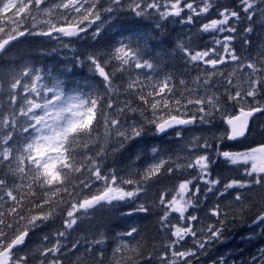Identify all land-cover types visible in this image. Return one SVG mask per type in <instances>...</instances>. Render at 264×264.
I'll list each match as a JSON object with an SVG mask.
<instances>
[{
  "label": "snow or ice",
  "instance_id": "obj_1",
  "mask_svg": "<svg viewBox=\"0 0 264 264\" xmlns=\"http://www.w3.org/2000/svg\"><path fill=\"white\" fill-rule=\"evenodd\" d=\"M212 12L216 17L208 19ZM121 16L133 17L135 24L149 20L153 31L172 19L195 25L205 17L198 32L209 34L212 46L194 47L188 35L177 40L175 51L197 73L177 84L175 74L161 67L162 57L148 52L147 31L128 29L125 35L121 30L119 39L103 51L73 48L74 63L86 64L93 74L87 92L72 89L51 69L0 63V264H29L37 256L38 264H64V256L81 246L80 239L68 240L80 223L98 214L131 217L154 208L166 243L146 251L140 241H122L109 257L100 247L107 235L101 224L92 240H83L93 264H199L211 245L224 239L228 223L257 206L248 203L247 193L264 190V138L243 151L224 150V142L247 140L256 118L264 117V43L255 56L241 55L235 47L239 40L247 51L252 46L249 35L257 27L264 29V0H238L234 6L220 0H0V59L25 36L55 39L64 49L77 40L96 41ZM241 24L246 26L239 28ZM229 64L231 71L222 70ZM121 89L125 96L134 95L135 102L121 100ZM217 121L225 126L219 135L184 140L191 126L214 128ZM169 132L183 142L179 153L162 155L153 147L146 166H116L132 144L150 133ZM141 159L137 153L135 160ZM221 160L238 176L227 181L214 176L213 166ZM165 174L177 183L158 190L156 199L142 201ZM209 194L221 199L228 194L232 204H214L209 213L216 224L198 230V217L188 210ZM56 219L61 227L41 237L36 253L23 250L32 232ZM248 219L264 230V204ZM116 235L135 239L139 229L131 226ZM189 238L192 246L185 248ZM75 264H86L83 256ZM211 264L228 262L221 256ZM251 264H264V248Z\"/></svg>",
  "mask_w": 264,
  "mask_h": 264
},
{
  "label": "trees",
  "instance_id": "obj_2",
  "mask_svg": "<svg viewBox=\"0 0 264 264\" xmlns=\"http://www.w3.org/2000/svg\"><path fill=\"white\" fill-rule=\"evenodd\" d=\"M238 0H235L234 3H236ZM132 19V18H131ZM121 23H124L127 25L123 26L126 27L123 29L125 31V35L128 34V29L130 28L129 23L133 20H130V16H121L120 17ZM175 19L169 20L164 24V26L156 31H153L152 27H150L148 24H135V29L133 31L138 32H145L147 31L150 35V39L148 41V52L151 55H159L162 57V65L161 67L164 69L165 72H171L175 74V77L178 80L183 78L185 80L189 79V76H195V72L192 70V66H185V61L183 60V54L181 53H174L175 55H178L179 58L172 57L168 53V55H165V52L168 47H170V44L174 40H177V36H185L182 35V32L177 31L181 24H178ZM172 29H175L173 31ZM117 29H109L106 31L101 37L98 38L96 41H90L89 44L83 43L84 46H86L85 50H105L109 48L112 44L115 43L117 39H119V36L116 35L115 31ZM180 32V34H178ZM91 40V39H90ZM89 41V39L87 40ZM194 46L197 47H203V40H193ZM264 40H261L260 43H263ZM258 45V43H256ZM252 45V48L250 51H253V53L256 55V49L259 46ZM52 49H56V51H52ZM66 49L61 48L59 44H55L54 41H51L48 37H32V36H25L19 39L18 41L14 42L12 47L10 48L7 55L0 59V63H5L6 61H15L19 64L24 65H32V66H41L45 70H53V73H58V76L61 73L68 72L67 75H60L63 78V81L70 85L72 89H82L84 92H87L89 88L94 83L91 79L92 75L87 74V69L79 68L74 61L68 62L66 58L62 57V54H64ZM64 65H67L68 68L66 69ZM70 69V71H68ZM60 72V73H59ZM146 73L150 76L152 73V76L155 74L150 70L146 71ZM98 82V81H96ZM117 84H120L121 81L118 79L116 81ZM122 96L125 97V99L128 98V96H125L123 94V91L121 92L120 99L122 100ZM218 123V122H217ZM216 123V125H217ZM262 126H264V117H257L252 125V132L250 135H252L251 140H241L239 142L237 141H229L225 142V148L224 150H239L244 149L247 145L251 144L253 141H260L262 138H264V131H262ZM104 129L101 126L100 132L103 133ZM162 136V135H161ZM150 139H153V141H159V144H161L162 148L167 149L169 147H175L176 140L174 139H167V137H156V136H150L144 138L143 140L139 141L138 143L132 144L127 152H124L121 156H119L116 159V166L119 168L121 166H124V168L129 167H135V168H142L149 164L152 153H151V147L150 145L153 142H150ZM150 142V143H149ZM137 153L142 154V159L140 161H136L135 157ZM109 165L111 166V161H109ZM189 173H185V175H188ZM238 172L235 168L226 165L225 163L218 162L217 165L213 166V175H219L222 178H224L225 181L230 178H235L238 176ZM177 183L176 177H170L167 174L162 175L159 178V181L152 185V187L148 190L146 197H141V200H154L156 199L158 195V190H162L163 188H172L173 185ZM203 190V189H202ZM211 196H213L211 194ZM248 196V203L251 204L254 202L256 198H264V190L261 189H252L249 190L247 193ZM224 199V198H223ZM232 198L229 200V203H232ZM264 201V200H263ZM228 203V204H229ZM258 203H256V207H253L250 212H248L243 219L239 220L237 219L234 225H236L237 222H251L250 219H248L249 216H251L253 213L259 210ZM196 212H200L204 210L203 204L200 202L196 207H194ZM231 208H225V210H230ZM158 212L159 210L154 208L150 213H136L133 214L131 217H121L119 214L115 215H109L104 214L103 216L97 215L95 219H89L79 224V226L75 229V231H72L71 234L68 237L69 241H74L76 239H80L82 241L81 246L79 248V251L74 252L72 254H66L64 256V264H75L76 258L78 256H83L84 261L86 264H93L92 258L89 257L85 253V248L83 245V240L86 238L87 240H92L94 238V234L97 231V226L103 224V228L100 230L105 232L106 238L105 243L101 245L107 256H111V249L114 248L116 243L119 241V238H117V233H122L127 231L131 226H135L139 229V235L133 238L125 237L127 241H132L133 243L135 241H140L141 244L145 246L146 251H151L153 247H159L162 243H166L165 240L167 238L165 233H161L158 228ZM209 222L205 223V227L207 226ZM201 224V216L198 217V221L195 222V227L199 230ZM203 226V227H204ZM237 226V225H236ZM61 227V221L60 219H56L47 225L43 226L41 229L36 230L30 234V238L27 241V246L24 251H27L29 253H36V250L42 247L41 244V237L44 234H49L55 232L58 228ZM233 227V226H232ZM232 227L225 228L224 233L229 235V237H235L234 233L237 231L236 228L233 230ZM232 238V239H233ZM231 239V240H232ZM230 240V241H231ZM242 241H240L239 245ZM258 243H261V245L264 244V237H263V243L260 241ZM257 242H254L252 245H248L249 247L245 248L244 254L240 257L241 260H243V264H249L250 257L254 256L255 253V247L258 244ZM217 246L215 243L211 245V247L208 249L207 255L201 256L200 259L202 263L204 264H211V261L213 259L218 258L217 256L220 255V252L217 250ZM245 246V245H244ZM247 246V244H246ZM215 252V253H214ZM29 264H38V256L34 259L29 261ZM153 264H155V261H153Z\"/></svg>",
  "mask_w": 264,
  "mask_h": 264
},
{
  "label": "rangeland",
  "instance_id": "obj_3",
  "mask_svg": "<svg viewBox=\"0 0 264 264\" xmlns=\"http://www.w3.org/2000/svg\"><path fill=\"white\" fill-rule=\"evenodd\" d=\"M234 1L235 0H220V2L222 4H225V5H228V6H234L235 5ZM215 17H216V13L212 12V13L209 14L208 19L215 18ZM131 18L134 19L133 17H131ZM197 22L198 23L206 22L205 17L199 18V20ZM142 23L143 24L145 23V24H148V25L152 24V22L149 21V20H144ZM243 25L246 26L245 24H243ZM117 26L119 27V24ZM172 30L175 31V29H172ZM181 32H184V31L182 30ZM187 34L188 35L195 34V31H188ZM182 37L183 36H179L178 35L177 36V40H179ZM196 37H198L200 40H203V47H200V48H205V47H211L212 46L211 45V36L209 34L200 32ZM41 38H44V37H41ZM249 39L252 41V45L255 46L256 43H258V45H256V46H259L261 44L260 41L264 40V29H262L260 27H257L256 31L249 35ZM50 40L54 41L55 44H59L58 41L55 40V39H50ZM177 40H175V44H176ZM90 41H92V40L89 39V41H87V42L80 41V40L75 41L74 44H73V47L66 49L65 53L62 54V57L66 58L68 60V62L74 61L76 53H74L73 48H75L77 50V52L86 51L85 50L86 46H84L83 43L89 44ZM65 42H67V40H65ZM175 44L173 46L170 45V47L167 48L166 52L169 53L170 56H172V57L179 58L178 55L174 54V53H177V51H175ZM194 47H197V46H194ZM235 47L238 49V51L240 52L241 55H248L249 53H251L253 56H255L253 51H250L252 46L249 49H247V51H244V50L241 49V45H240V41L239 40L236 41ZM101 51H103V50H101ZM183 60H184V58H183ZM77 66L79 68L87 69L88 70V71H86L87 74L92 75V73L89 71V68H88V66L86 64L85 65L77 64ZM189 66H191V65H189ZM233 67L234 66L231 65V64L225 65V66H223L222 70H224L225 72H229V71H231V69ZM36 68L42 69L45 72L47 71V70L43 69L41 66H37ZM146 71H150V70H145V72ZM194 72H195V75H196L197 74L196 71H194ZM54 75H56L57 78L63 80V78L60 75L58 76V73H54ZM150 76H152V73L150 74ZM192 77L193 76H189L188 80H191ZM178 87H179V85H178ZM122 91H123V89H121V92ZM221 91H223V90L221 89ZM121 98H122V100L125 99L124 96H122ZM127 99H130L133 102H135V96L134 95L128 96ZM217 122L218 123H217L216 127H214V128H208L207 126H200L199 124H197L195 126H191L189 128V130H187L184 133V140L188 141V140L192 139L193 136L203 135V136L211 138L214 135H219L222 131H224V127L225 126L222 123H220L219 121H217ZM149 135L151 136L152 134L150 133ZM156 137H159V136H156ZM162 137H167V139H170V140L171 139L176 140V145L177 146L169 147L167 149H164V148H162L161 144H159V141H155L154 142L153 139H150V142H153L150 145V147L151 148L156 147V148L160 149L162 155L166 154V153H168V154H170V153H179L181 145H182L183 142L177 140V138L175 137L174 133L171 132L168 135L160 136V138H162ZM251 138H252V135H249L248 140H251ZM225 142H229V141H225ZM243 150L244 149H239V150L235 149L233 151H243ZM228 151H231V150H228ZM151 162H152V160H150L149 163H151ZM219 162L220 163H224L223 160H221ZM122 168H124V166L120 167V169H122ZM191 174H194V173H191ZM203 187L204 186L201 185L202 189H203ZM223 198L224 199H221L218 195L211 196V194H209L208 199L205 200L203 195H201L200 202L203 204L204 210H202L200 212H196L195 209H193V207H190L189 210H188V214L196 215L197 217L201 216L200 228H204L205 227L204 225L207 222H209L207 225L216 224L217 218L211 216V214L209 213V209L216 203L221 204L222 207H225V206H228V205L232 204V203H229V200L232 198V196H229L228 194H225V196ZM263 200H264V198L263 199L256 198L254 200V202L258 203V201H260V203L258 204V207H259L261 204H264ZM227 211H229L231 213L233 211V209H230V210H227ZM238 220H239V218H238ZM173 222L174 223L176 222L175 215L173 216ZM247 224H248L247 222L244 223V222H240V221L236 223L237 226L234 225V223H231V222L228 223L226 228L233 226L231 229L233 230L234 228H236L237 231L234 233V236H235L234 238L233 237H229V235L224 233V239L222 241H220V242H216L215 243L216 245H218L217 246V250L220 252V255H218L217 257H221V256L225 257L227 259L228 264H232L233 261H235V264H243V260L244 259L241 260V258L237 257V256H242V254H244L245 248L249 247L248 245H252L254 242L258 243L260 241L263 243L264 230H262L261 228H258L256 226L251 228V229H248L246 227ZM165 235H166L165 238H167V234L166 233H165ZM249 237H251V238H249ZM122 241H127V240L125 239V237H121L119 239V241L116 243V245L114 246V248L118 244H120ZM240 241H242L241 244H244L245 246L244 245H239ZM165 242H167V239L165 240ZM246 244H247V246H246ZM191 246H192V240H191V238H189V239H187L184 247L185 248H189ZM114 248L111 249L110 253H112V250ZM261 248H264V244L261 245V243H258L257 246L255 247V251H254L255 255L254 256H257L259 254V250ZM251 258H252V256L249 259V261H250L249 264H251ZM199 264H204V263H202L201 259L199 261Z\"/></svg>",
  "mask_w": 264,
  "mask_h": 264
},
{
  "label": "flooded vegetation",
  "instance_id": "obj_4",
  "mask_svg": "<svg viewBox=\"0 0 264 264\" xmlns=\"http://www.w3.org/2000/svg\"><path fill=\"white\" fill-rule=\"evenodd\" d=\"M123 17H125V16H123ZM130 20H133V19H131V16H130ZM178 24H181V23H178ZM200 24L201 23H198V22H196V24L195 25H186V24H181L180 26H177V27H179V29L177 30V31H184V32H182V35H188L187 33H188V31H195V34H192V35H188V36H192V38H193V40H197V39H199L198 37H196L200 32H198V28L200 27ZM127 25V23L126 24H124V23H121V21H120V23H119V27L118 26H116V27H114V28H112V29H117L116 31H115V33H117V32H119V31H121V30H123V29H125L126 27H123V26H126ZM129 25H130V28L129 29H131V30H134L135 29V26L133 25V23L132 22H130L129 23ZM152 25V24H151ZM151 25H149L150 27H151ZM246 25V24H245ZM239 28H243L244 27V25L243 24H241V25H239L238 26ZM180 32L178 33V34H180ZM129 34V33H128ZM127 35V34H126ZM185 36H183V37H185ZM175 44V40L172 42V44H170V45H174ZM169 133H171V132H169ZM251 224V222H249L247 225H246V227L248 228V229H251V228H253V227H255V225H250Z\"/></svg>",
  "mask_w": 264,
  "mask_h": 264
},
{
  "label": "water",
  "instance_id": "obj_5",
  "mask_svg": "<svg viewBox=\"0 0 264 264\" xmlns=\"http://www.w3.org/2000/svg\"><path fill=\"white\" fill-rule=\"evenodd\" d=\"M250 225H252V223Z\"/></svg>",
  "mask_w": 264,
  "mask_h": 264
}]
</instances>
